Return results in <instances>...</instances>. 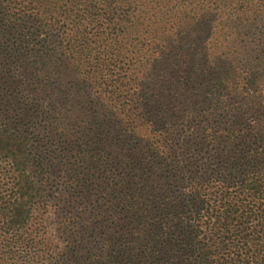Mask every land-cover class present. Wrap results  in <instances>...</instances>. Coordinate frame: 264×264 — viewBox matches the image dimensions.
<instances>
[{"label":"trees","instance_id":"1","mask_svg":"<svg viewBox=\"0 0 264 264\" xmlns=\"http://www.w3.org/2000/svg\"><path fill=\"white\" fill-rule=\"evenodd\" d=\"M50 206L52 264H264V0H0V264Z\"/></svg>","mask_w":264,"mask_h":264},{"label":"rangeland","instance_id":"2","mask_svg":"<svg viewBox=\"0 0 264 264\" xmlns=\"http://www.w3.org/2000/svg\"><path fill=\"white\" fill-rule=\"evenodd\" d=\"M53 206H50L46 210H35L33 215L32 225L38 224L41 226L39 229L31 226V232L35 233L36 237H42L43 242L41 243L42 248L39 250L40 254L34 258L32 261H35L36 258H41L42 263L38 261L39 264H52L53 256L56 254V251L61 244L58 238V232L56 231V214L54 212ZM42 212V213H41Z\"/></svg>","mask_w":264,"mask_h":264}]
</instances>
